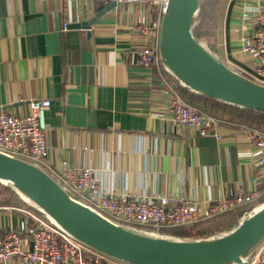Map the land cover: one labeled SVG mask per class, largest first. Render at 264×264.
<instances>
[{
	"label": "crops",
	"instance_id": "1",
	"mask_svg": "<svg viewBox=\"0 0 264 264\" xmlns=\"http://www.w3.org/2000/svg\"><path fill=\"white\" fill-rule=\"evenodd\" d=\"M105 6L98 0H0V109L24 116L28 100H50L45 170L57 180L65 166H92L107 191L145 199L208 201L257 189L260 203L264 166L247 135L255 127L221 120L218 139L173 123L167 91L181 97L186 85L163 64L146 69L138 63L140 39L130 26L149 16L146 8L116 5L89 32L70 27ZM259 8V0H221L205 50L228 68L253 71L256 57L240 47L256 28ZM13 207L39 213L18 194L0 205V235L25 217ZM239 219H232V229ZM227 231L213 228L207 236ZM7 264L28 263L13 258Z\"/></svg>",
	"mask_w": 264,
	"mask_h": 264
},
{
	"label": "built area",
	"instance_id": "2",
	"mask_svg": "<svg viewBox=\"0 0 264 264\" xmlns=\"http://www.w3.org/2000/svg\"><path fill=\"white\" fill-rule=\"evenodd\" d=\"M98 1L104 5L111 2L117 5L134 3L146 8L149 16L130 26V31L140 39L137 49L138 63L146 69L164 65L159 51V31L161 19L170 0ZM259 1V12L254 17L256 28L253 29L247 42L240 47L242 52L256 57V66L253 71L237 65H233L232 69L264 86V0ZM62 27L66 29L67 22H64ZM167 94V107L173 123L185 126L200 136L214 135L218 139L221 137L217 129L219 119L202 112L195 106H190L174 91L168 90ZM27 105L29 111L24 116H17L0 109V152L45 170L48 155L45 109L50 105V100L30 99ZM247 135L248 141L256 148L258 164L264 166V131L249 128ZM57 177V180L52 178L76 202L83 203L116 225L125 228L128 225L141 226L144 232L140 233L153 237L169 238L159 234L158 228L192 225L222 213L247 208L242 214L243 219L262 204L255 202L260 197L257 189L236 190L232 195H223L208 201L196 198L174 200L165 196L145 199L129 196L126 193L115 194L99 184L92 166L81 168L65 166ZM19 196L25 201L32 202L23 193ZM14 209L23 212L25 217L18 221L16 228H10L0 235V264H7L13 258L28 264H106L108 260L114 259L75 238L40 207L38 214L20 208ZM28 235L29 244L25 242V237ZM249 254L248 258L243 257L244 264H264V239L254 245ZM118 263L128 264L123 261Z\"/></svg>",
	"mask_w": 264,
	"mask_h": 264
},
{
	"label": "water",
	"instance_id": "3",
	"mask_svg": "<svg viewBox=\"0 0 264 264\" xmlns=\"http://www.w3.org/2000/svg\"><path fill=\"white\" fill-rule=\"evenodd\" d=\"M199 0H170L160 23L159 51L163 63L180 81L208 96L243 107L264 110V86L226 67L205 50L191 31ZM106 4L87 21L71 23L88 32ZM3 180L27 195L75 238L107 256L128 264H244L243 256L264 238V203L232 231L207 239L153 237L114 224L78 203L41 168L0 152Z\"/></svg>",
	"mask_w": 264,
	"mask_h": 264
},
{
	"label": "trees",
	"instance_id": "4",
	"mask_svg": "<svg viewBox=\"0 0 264 264\" xmlns=\"http://www.w3.org/2000/svg\"><path fill=\"white\" fill-rule=\"evenodd\" d=\"M220 1L221 0H199L198 14L192 21L191 31L204 49H206L207 46L206 40L211 36L209 29L215 25L217 15L216 7ZM203 30L207 32H203ZM179 93L190 106H195L202 112L210 116L212 115L220 121H233L247 126L250 125L264 131V110L262 109L243 107L230 102L227 103L214 96H208L201 92H197L188 86L180 87ZM20 193L21 192L15 186L9 183L6 185L0 183V205L7 204L11 202V200H16V197ZM262 198L263 199H260V203L264 202V197ZM246 210L247 208H239L209 219L197 221L192 225L158 228L157 232L162 235H168L174 239H207L209 238V236H207V231L213 228L227 227V232L232 231L233 229L230 227L232 219L242 216ZM135 227L143 228L141 226Z\"/></svg>",
	"mask_w": 264,
	"mask_h": 264
},
{
	"label": "rangeland",
	"instance_id": "5",
	"mask_svg": "<svg viewBox=\"0 0 264 264\" xmlns=\"http://www.w3.org/2000/svg\"><path fill=\"white\" fill-rule=\"evenodd\" d=\"M40 165V164H39ZM41 166V165H40ZM4 185H6V184H4ZM261 203H263V202H261ZM260 203V204H261ZM241 218L239 219V221H242V216H240ZM239 221L237 222V224L239 223ZM236 224V225H237ZM128 229H130V230H132V231H135V232H144V229H142V228H137V227H135V226H132V225H128V226H126Z\"/></svg>",
	"mask_w": 264,
	"mask_h": 264
},
{
	"label": "bare ground",
	"instance_id": "6",
	"mask_svg": "<svg viewBox=\"0 0 264 264\" xmlns=\"http://www.w3.org/2000/svg\"><path fill=\"white\" fill-rule=\"evenodd\" d=\"M2 182H3V184H8V181L6 182L5 180H3Z\"/></svg>",
	"mask_w": 264,
	"mask_h": 264
}]
</instances>
